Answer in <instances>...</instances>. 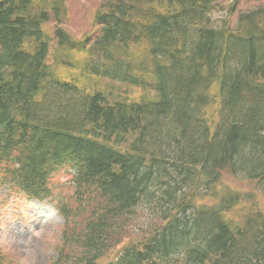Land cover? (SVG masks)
Instances as JSON below:
<instances>
[{"label":"trees","instance_id":"1","mask_svg":"<svg viewBox=\"0 0 264 264\" xmlns=\"http://www.w3.org/2000/svg\"><path fill=\"white\" fill-rule=\"evenodd\" d=\"M236 5L104 0L75 40L66 0H0V189L59 211L52 264H264V0Z\"/></svg>","mask_w":264,"mask_h":264},{"label":"rangeland","instance_id":"2","mask_svg":"<svg viewBox=\"0 0 264 264\" xmlns=\"http://www.w3.org/2000/svg\"><path fill=\"white\" fill-rule=\"evenodd\" d=\"M103 1L66 0L67 16L64 26L75 40L97 34L94 17ZM233 2L234 0H219L221 12L216 14V20L228 15ZM262 2L263 0H237L233 26L236 25L239 13L254 11L262 6ZM45 27L48 36L53 39V20ZM232 183L245 192H250L253 188L249 183ZM62 223V218L48 202L29 199L23 195L10 197L5 190L0 189V249L12 256L13 264L54 263L58 258Z\"/></svg>","mask_w":264,"mask_h":264},{"label":"bare ground","instance_id":"3","mask_svg":"<svg viewBox=\"0 0 264 264\" xmlns=\"http://www.w3.org/2000/svg\"><path fill=\"white\" fill-rule=\"evenodd\" d=\"M46 206V205H45ZM47 208H50V207H48V206H46ZM51 209V208H50Z\"/></svg>","mask_w":264,"mask_h":264}]
</instances>
